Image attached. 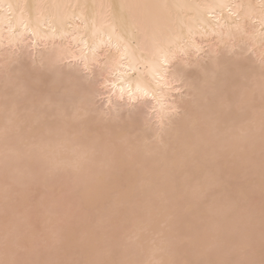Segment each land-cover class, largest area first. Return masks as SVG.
I'll list each match as a JSON object with an SVG mask.
<instances>
[{
	"label": "bare ground",
	"instance_id": "obj_1",
	"mask_svg": "<svg viewBox=\"0 0 264 264\" xmlns=\"http://www.w3.org/2000/svg\"><path fill=\"white\" fill-rule=\"evenodd\" d=\"M262 99L264 0H0L3 236L65 264L258 257Z\"/></svg>",
	"mask_w": 264,
	"mask_h": 264
},
{
	"label": "rangeland",
	"instance_id": "obj_2",
	"mask_svg": "<svg viewBox=\"0 0 264 264\" xmlns=\"http://www.w3.org/2000/svg\"><path fill=\"white\" fill-rule=\"evenodd\" d=\"M98 101H99V100H98ZM100 101L102 102V100H100ZM2 172H4V173H2ZM0 173L2 174V175L0 174V177H5V176H6V175H5V171H1ZM3 174H4V175H3ZM6 177H7V176H6ZM34 181H38V180H37V179H35V180L33 179L32 182H34ZM10 187H11V186H10ZM10 187H8L9 190H10ZM12 187H14V186H12ZM12 187H11V190L14 191V190L20 189V188L22 187V185H21V186H20V185H17V187L15 186L14 188H12ZM234 206H236V205L234 204ZM236 207H237V206H236ZM234 209H235V207H234ZM25 211H26V210H24V212L22 211L23 213H20V212H19L20 214H17V216H16V217H17V218H16V224H17V226H19L20 228H26V227H27V223H28V221H26V219H25L24 217H25L26 215H28V211H26V212H25ZM174 218H175V217H172V219H171V218H170V219L173 220ZM179 218H181V217H179ZM179 218H178V220H181V219H182V218H181V219H179ZM225 218H226V217H225ZM227 218L229 219V220H227V221L229 222V221L231 220V217L229 218V217L227 216ZM170 219H169L168 221H171ZM238 219H239V218H236V220L234 219L235 221H238V222L236 223V225H238L239 222L241 221L240 224H239L238 226H240V227H242V228H244V227H247V228H248V226H246V225H244V227H243V225H241L242 221H243V223H244V221H246V220H245L246 218H245V219L242 218L243 220L240 219V221H239ZM232 220H233V219H232ZM234 220H233V221H234ZM247 220H248V219H247ZM249 220H250V222L253 221V219H252V220L249 219ZM168 221H164V222H163V221H161V220H155V221H153L152 223H150V225H149V224L147 225L146 230L149 228V229H151V230H150L151 232L149 231V232L147 233V231L149 230V229H148L147 231H145V233H147V234L150 236L151 234H154L153 232H155V234L152 236V238H153L154 240L152 239V242L150 241L151 244H154V242H155L156 240H160V239L162 240V239H164L163 237L161 238V236H164V237L167 236V237H168V235H170V233L174 231V230H172V229H175L176 227H173V225H171V226H167L165 222H168ZM173 221H177V218H176V220L174 219ZM235 221H234V222L231 221L230 223H235ZM171 222H172V221H171ZM248 222H249V221H248ZM60 223H61V222H58L57 224H55V225H53V226H54V227H55V226H59ZM172 223H174V222H172ZM175 223H176V222H175ZM177 223H178V221H177ZM246 223H247V222H245L244 224H246ZM262 223H264V221H263ZM262 223H261V224H262ZM49 224H50V223H46V222H45L44 224H41V223H40V224H37V228L39 229V231L37 232V236H43L44 233H47L48 231H46V230H40V229H42L43 226L48 227ZM167 224H168V223H167ZM257 225H258V224H257ZM259 225H260V224H259ZM259 225H258V227L260 228ZM174 226H176V224H174ZM171 227H172V228H171ZM234 227H235V226H234ZM240 227H237V228L241 229ZM254 227H255V225H254ZM254 227L252 226V228H251V226H250L248 229H253ZM256 227H257V226H256ZM256 227L254 228V232H252V233H255V232L260 231V234H259V232H258L257 234H253V235H252L251 231H253V230H249V231H250L249 235H252V236H250L251 240H252V237L255 236V237H254L255 239L253 238L252 241H258V238L261 237V236L259 237V235H262V232L264 231V230H260L258 227H257V228H258L259 230L257 229V231H255ZM261 227H262L261 229H264V228H263V227H264V224H262ZM0 228H1V230H0V238H1V240H2V238L4 237V236H3V233H4V232H3V227H0ZM235 228H236V227H235ZM237 228H236V229H237ZM247 228H246V229H247ZM47 229H48V228H47ZM160 229H161V230L163 229L162 232H161V234H157L156 231H157V230L159 231ZM244 229H245V228H244ZM48 230H49V229H48ZM246 231H247V230H245V235H246ZM247 233H248V231H247ZM263 233H264V232H263ZM147 234H145V235H147ZM4 235H5V234H4ZM249 235H248V237H249ZM256 235H257L258 237H256ZM121 236H122V235H121ZM246 236H247V235H246ZM115 237H117V235H115ZM118 237H119V236H118ZM123 237H124V236H122V237H120V238H122V240H123ZM130 238H132V237L130 236ZM150 238H151V237H150ZM158 238H160V239H158ZM256 239H257V240H256ZM126 240H127V239H126ZM169 240H170V238H169ZM153 241H154V242H153ZM145 242H147V241H145ZM157 242H159V241H156L155 243L157 244ZM259 242H260V241H259ZM259 242H258V243H259ZM143 245H144V243H143ZM250 245H251V244H250ZM250 245H248V244L246 245V247H247V251H246V247L243 246V248L245 249V251H243L244 253H245V252L248 253V251H249L248 248L250 249ZM18 248H19V252H20V253L25 252V250H24L23 248H20V247H18ZM60 249H61V247H60ZM60 249H59V246H58V248H56L55 250H60ZM238 250H239V249H237V251H238ZM241 251H242V250H241ZM50 252H52V251H50ZM251 252H252V251H251ZM249 253H250V252H249ZM103 254H104V253H103ZM103 254H101V255L103 256ZM245 254H246V253H245ZM245 254H242V255H243L242 258H244V257L247 255V254H246V255H245ZM255 254H257V253H255ZM244 255H245V256H244Z\"/></svg>",
	"mask_w": 264,
	"mask_h": 264
},
{
	"label": "clouds",
	"instance_id": "obj_3",
	"mask_svg": "<svg viewBox=\"0 0 264 264\" xmlns=\"http://www.w3.org/2000/svg\"><path fill=\"white\" fill-rule=\"evenodd\" d=\"M264 108V99L261 101ZM18 245L10 235L5 234L0 240V264H9L10 261L19 262V264H65V262L48 261L41 262L37 260L20 258L18 255ZM229 264H264V234L260 237L259 255L250 252L245 258L230 261Z\"/></svg>",
	"mask_w": 264,
	"mask_h": 264
},
{
	"label": "snow or ice",
	"instance_id": "obj_4",
	"mask_svg": "<svg viewBox=\"0 0 264 264\" xmlns=\"http://www.w3.org/2000/svg\"><path fill=\"white\" fill-rule=\"evenodd\" d=\"M9 7H11V5H10ZM126 51H127V50H126ZM145 95H147V93H145ZM9 264H19V262L10 261Z\"/></svg>",
	"mask_w": 264,
	"mask_h": 264
}]
</instances>
